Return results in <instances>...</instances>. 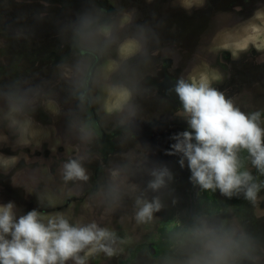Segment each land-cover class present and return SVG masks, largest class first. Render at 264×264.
<instances>
[{
    "label": "rangeland",
    "instance_id": "1",
    "mask_svg": "<svg viewBox=\"0 0 264 264\" xmlns=\"http://www.w3.org/2000/svg\"><path fill=\"white\" fill-rule=\"evenodd\" d=\"M221 2L0 0V89L14 86L28 100L12 127L0 100V204L13 202L17 215L35 208L114 231L116 253L88 264H181L182 237L149 246L174 211L170 229L187 216L190 226L205 217L243 227L256 237L264 264V187L256 203L217 191L213 213L190 214V171L166 154L173 134L187 128L175 92L181 78L206 81L243 111L264 116V0L244 9L233 2L219 9ZM84 14L91 20L87 43L73 35ZM70 159L81 161L87 181L63 180ZM162 163L174 174L161 190L163 206L137 223L135 198L148 170ZM113 186L119 199L108 194Z\"/></svg>",
    "mask_w": 264,
    "mask_h": 264
},
{
    "label": "clouds",
    "instance_id": "2",
    "mask_svg": "<svg viewBox=\"0 0 264 264\" xmlns=\"http://www.w3.org/2000/svg\"><path fill=\"white\" fill-rule=\"evenodd\" d=\"M23 2V0H17ZM191 7L192 5H186ZM91 20L82 15L74 28V38L87 43ZM175 92L182 104L181 115L187 128L173 134L168 155L179 156L181 167L190 171L189 180L204 192H217L229 199L239 197L256 203L264 187V116L261 111H243L224 92L206 81L181 78ZM0 100L7 105L9 126L19 123L26 95L8 86L0 89ZM255 170V174L253 172ZM146 189L135 198L137 223H147L162 208L161 190L174 179L167 164L148 170ZM62 178L87 181L80 160L63 164ZM156 193L148 198V192ZM113 200L119 199L118 186L109 188ZM15 204H0V264H88L100 253H116L117 234L91 223H73L64 214L46 216L37 209L17 215ZM181 244L187 254L181 264H260L261 247L251 233L227 221L213 222L197 217L183 234Z\"/></svg>",
    "mask_w": 264,
    "mask_h": 264
},
{
    "label": "trees",
    "instance_id": "3",
    "mask_svg": "<svg viewBox=\"0 0 264 264\" xmlns=\"http://www.w3.org/2000/svg\"><path fill=\"white\" fill-rule=\"evenodd\" d=\"M198 190H200V188L192 184L191 193H190L191 208L189 213L192 214L191 212H193L194 209H198V208L202 210V214L213 213L215 211V208L219 207V204L215 199L214 193L202 191V194L199 196L198 201H196V197H194V194ZM174 213L175 211L172 212L168 217L163 218L160 221V225H159L160 238L155 241L156 249H159V247L157 248V246L162 241H167L169 243H172L180 240V237H183V233H185L187 229L190 227L189 216H187L184 220L180 222V224H177L174 228L170 229L169 225L174 220V215H175ZM161 252L162 250L158 252V254H161Z\"/></svg>",
    "mask_w": 264,
    "mask_h": 264
},
{
    "label": "flooded vegetation",
    "instance_id": "4",
    "mask_svg": "<svg viewBox=\"0 0 264 264\" xmlns=\"http://www.w3.org/2000/svg\"><path fill=\"white\" fill-rule=\"evenodd\" d=\"M223 2H221V4L220 5H218L219 7V9L220 8H226V9H228L229 7H230V5L231 6H233L232 4H230L231 2H233V4H235V5H237V6H239V7H241L242 9H244V8H246V6H247V2L249 1V0H222ZM230 4V5H229ZM255 7V8H254ZM257 8H259V7H256V5L255 4H253V9L255 10V11H253V12H256L257 13V11L258 10H256ZM255 13V14H256ZM254 14V15H255ZM178 38V37H177ZM158 240V239H157ZM155 241L156 240H152L151 242H150V244H149V246H151V247H153V245H155ZM160 243H162V242H160ZM160 243H159V245L157 246V248L158 247H160ZM153 244V245H152Z\"/></svg>",
    "mask_w": 264,
    "mask_h": 264
},
{
    "label": "bare ground",
    "instance_id": "5",
    "mask_svg": "<svg viewBox=\"0 0 264 264\" xmlns=\"http://www.w3.org/2000/svg\"><path fill=\"white\" fill-rule=\"evenodd\" d=\"M260 8V7H259ZM260 11V10H259ZM138 61V60H137ZM17 193V192H16Z\"/></svg>",
    "mask_w": 264,
    "mask_h": 264
}]
</instances>
